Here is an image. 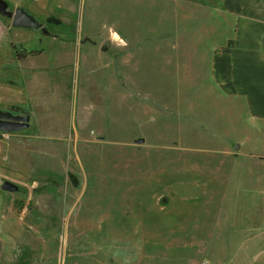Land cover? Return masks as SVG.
<instances>
[{
  "label": "rangeland",
  "instance_id": "374dc122",
  "mask_svg": "<svg viewBox=\"0 0 264 264\" xmlns=\"http://www.w3.org/2000/svg\"><path fill=\"white\" fill-rule=\"evenodd\" d=\"M5 1L9 10L25 8L46 31L15 26L0 13V108L31 114L28 128L0 131V264H185L190 247L169 242L172 211L152 194L167 190L171 151L169 111L152 112L158 108L153 87L103 86L117 101L119 90L127 91V115L107 99L106 131H90L79 143L72 130L56 125L63 100L71 98L63 91L73 86L62 77L74 67L76 49L109 46L110 39L96 35L119 31L125 3ZM107 70L113 77L119 71ZM46 113L55 118L48 121ZM5 181L17 188L4 190Z\"/></svg>",
  "mask_w": 264,
  "mask_h": 264
},
{
  "label": "crops",
  "instance_id": "0c3cea01",
  "mask_svg": "<svg viewBox=\"0 0 264 264\" xmlns=\"http://www.w3.org/2000/svg\"><path fill=\"white\" fill-rule=\"evenodd\" d=\"M110 1L126 21L96 35L109 46L76 49L58 131L79 143L106 131V105L126 116L127 91L117 101L103 86H152V112L170 117V179L152 191L172 211L169 242L190 247L185 264H264V0Z\"/></svg>",
  "mask_w": 264,
  "mask_h": 264
},
{
  "label": "water",
  "instance_id": "95a60500",
  "mask_svg": "<svg viewBox=\"0 0 264 264\" xmlns=\"http://www.w3.org/2000/svg\"><path fill=\"white\" fill-rule=\"evenodd\" d=\"M0 13L12 18V24L15 26L42 28L43 31H46L44 24L23 7H18L14 11L9 10L7 9V2L5 0H0ZM30 120L31 114L14 113L0 108V131L13 132L28 128L30 126ZM142 141L143 139H140L138 142ZM69 177L73 185L78 184V177L76 174L70 172ZM2 188L4 190H15L17 185L10 181H5Z\"/></svg>",
  "mask_w": 264,
  "mask_h": 264
},
{
  "label": "bare ground",
  "instance_id": "6f19581e",
  "mask_svg": "<svg viewBox=\"0 0 264 264\" xmlns=\"http://www.w3.org/2000/svg\"><path fill=\"white\" fill-rule=\"evenodd\" d=\"M121 38V37H120Z\"/></svg>",
  "mask_w": 264,
  "mask_h": 264
}]
</instances>
